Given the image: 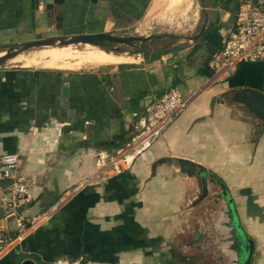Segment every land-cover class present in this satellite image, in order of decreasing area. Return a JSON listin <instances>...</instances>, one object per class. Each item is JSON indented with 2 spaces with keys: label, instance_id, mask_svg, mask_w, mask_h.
I'll use <instances>...</instances> for the list:
<instances>
[{
  "label": "crops",
  "instance_id": "crops-1",
  "mask_svg": "<svg viewBox=\"0 0 264 264\" xmlns=\"http://www.w3.org/2000/svg\"><path fill=\"white\" fill-rule=\"evenodd\" d=\"M254 1L199 0L198 32L152 58L80 68L0 65V154L15 153L18 171L32 183L18 211L32 217L49 210L0 264L79 256L101 264H182L200 234L205 239L215 209L197 199L196 176L158 161L169 157L193 162L224 185L238 227L253 242L249 264H264V119L232 99L242 89L264 97V60L208 63L237 11ZM153 4L0 0V54L47 37L114 34L138 26ZM172 87L183 95L182 110L148 148L111 169L107 161L133 136L144 106ZM8 183L0 179V194ZM5 212L0 206V223L13 233ZM218 256L208 239V264H224Z\"/></svg>",
  "mask_w": 264,
  "mask_h": 264
},
{
  "label": "built area",
  "instance_id": "built-area-1",
  "mask_svg": "<svg viewBox=\"0 0 264 264\" xmlns=\"http://www.w3.org/2000/svg\"><path fill=\"white\" fill-rule=\"evenodd\" d=\"M264 60V0H255L242 6L235 15L234 27L228 32L218 52L209 59V65L231 67L242 62ZM185 101L179 89L172 87L151 99L144 106V113L133 128V136L116 150L109 159L111 169L118 170L130 162L132 153L138 154L150 146L158 134L182 110ZM18 156L15 153L0 154V179L9 181L0 194V206L5 209V218H12L14 232L3 230L0 223V257L4 251L18 243L29 227L46 218L49 210L36 216L26 217L18 208L30 198L31 182L18 171ZM48 264H101L81 256L59 257Z\"/></svg>",
  "mask_w": 264,
  "mask_h": 264
},
{
  "label": "water",
  "instance_id": "water-1",
  "mask_svg": "<svg viewBox=\"0 0 264 264\" xmlns=\"http://www.w3.org/2000/svg\"><path fill=\"white\" fill-rule=\"evenodd\" d=\"M150 39V36H140V35H114L108 32L103 33H90V34H73L68 37L65 36H55L47 37L43 39L32 40L28 42H23L19 46L13 45L9 46L3 50L0 54V65L5 62L6 59L13 57L23 50L31 47H41V46H52L57 47L67 46L69 44H89L91 46H96L103 50H108L114 53H119L116 47L107 49L106 47L111 43L124 44L127 46H135L136 42H143ZM141 49H135L129 54H137L141 52ZM234 101L243 103L249 112H252L261 119H264V97L256 90L242 89L239 92L233 94ZM159 162L168 161L177 168V174L179 176H196L198 183L200 184L201 190L198 200L204 197L208 200V195L211 197L212 202L218 205V200L224 204L220 205L216 211L217 216L210 218L209 225L212 228L213 236L209 237V243L218 250L220 254H223L224 264H249L250 258L253 250L252 240L244 235V233L238 227L234 210L231 205V200L228 198V194L224 188V185L213 176H208L203 168L198 167L191 161L180 159V158H161ZM217 183L221 189L216 195L212 196L208 194L206 187L207 182ZM20 264H34L31 260H23Z\"/></svg>",
  "mask_w": 264,
  "mask_h": 264
},
{
  "label": "rangeland",
  "instance_id": "rangeland-1",
  "mask_svg": "<svg viewBox=\"0 0 264 264\" xmlns=\"http://www.w3.org/2000/svg\"><path fill=\"white\" fill-rule=\"evenodd\" d=\"M184 2L183 4H180L178 2H175V0H154L153 6L150 7L148 13L145 15V18L141 22H139L138 26H132L127 29L120 30L114 33V35H122V36H130V35L150 36V39H148L147 41H143V43L136 42V46L133 47H128L127 45L124 44H115V43L110 44V46L116 47L117 51H119L120 54L122 55L125 54L130 56L131 58H128L129 60L128 59L126 60L131 61L133 59L139 57L142 58L145 56H149L150 58H152V56H156L161 52L177 49L179 47L178 41L182 42L180 46L186 45L188 41L187 39L198 32L202 22L201 21L202 14L199 13L200 11L199 0H191L189 7H186L187 6L186 1ZM163 34L166 35L163 36ZM13 45L19 46L20 43ZM69 45L73 50L78 51L80 53H86L96 49L94 48L96 46L91 47L90 45L89 47H85L83 46L84 44L81 43L69 44ZM42 47H46V46L27 48L26 50H23L20 53L27 54L28 52L36 51L38 49H41ZM137 48L141 49L142 51L137 54H129L130 52L134 51ZM5 63L6 62L1 64V66L2 67L18 66L16 64H11V63L5 64ZM103 63H109V62L99 61L94 57L90 56L87 58V60L84 61L82 60L76 61L75 59L71 61L69 60V62H67L68 65H66V67L80 68L83 66L99 65ZM209 189L210 190L213 189L215 195L218 192H220L218 186H216L215 184L213 185L209 184ZM210 193L212 192H209L208 194ZM214 194H212V196H214ZM208 203L213 209L217 211L216 208L224 204V200H222V203L218 200V205H216V203L212 202L211 197L208 195ZM215 210L212 213V217H214V219L218 214L216 213ZM209 222H210V218H209ZM198 239L193 248L192 254L190 256L188 254H183L181 256L182 264H192V263L208 264V241L202 238V236ZM193 254L195 255L197 254L196 256L194 255L195 259L193 257ZM186 257L188 258V260H185Z\"/></svg>",
  "mask_w": 264,
  "mask_h": 264
},
{
  "label": "bare ground",
  "instance_id": "bare-ground-1",
  "mask_svg": "<svg viewBox=\"0 0 264 264\" xmlns=\"http://www.w3.org/2000/svg\"><path fill=\"white\" fill-rule=\"evenodd\" d=\"M184 1H186V5H187L186 7H189L191 0H175V2H178L180 4H183ZM83 46L89 47L90 45L84 44ZM94 48L96 49L90 52L80 53L78 51L73 50L70 45L61 46V47L46 46L36 51L28 52L27 54L19 53L13 57L6 59L5 62L9 63L11 61L25 66L35 65V66L49 67V68H60L65 66L67 62H69V60L71 61L75 59L76 61L77 60L84 61L87 60V58L90 56L94 57L99 61H107L109 63L122 62L128 58H131L130 56L125 54L122 55L120 53H114L108 50L100 49L98 47H94Z\"/></svg>",
  "mask_w": 264,
  "mask_h": 264
},
{
  "label": "flooded vegetation",
  "instance_id": "flooded-vegetation-1",
  "mask_svg": "<svg viewBox=\"0 0 264 264\" xmlns=\"http://www.w3.org/2000/svg\"><path fill=\"white\" fill-rule=\"evenodd\" d=\"M164 35H166V34H163V36ZM156 37H158V36H156ZM147 41V40H146ZM137 42H139V41H137ZM141 43H143V42H141ZM111 44V43H110ZM110 44L106 47V48H112L113 46H110ZM136 44V43H135ZM136 46V45H135ZM128 47H133V46H128ZM208 183L209 184H215L216 186H218V184L217 183H214V182H209L208 181ZM218 188H219V186H218ZM219 191H221V189L219 188ZM204 233H205V239H206V241H208V239H209V237H211V236H213L212 234H213V231H212V228H211V226L209 225V221H208V229L207 230H205L204 231ZM203 233V234H204ZM202 236V235H201ZM192 248H194V246H192ZM217 252H218V254H219V256L218 257H220V260H222L223 258H224V256H223V254H220V252L217 250ZM195 255V254H194ZM197 255V254H196ZM195 255V256H196ZM252 255V254H251ZM195 258V257H194ZM251 259V258H250Z\"/></svg>",
  "mask_w": 264,
  "mask_h": 264
}]
</instances>
